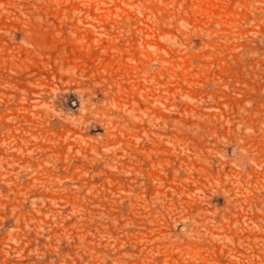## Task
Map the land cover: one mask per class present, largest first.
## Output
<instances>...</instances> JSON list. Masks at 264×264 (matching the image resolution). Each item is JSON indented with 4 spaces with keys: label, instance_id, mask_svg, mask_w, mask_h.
<instances>
[{
    "label": "rangeland",
    "instance_id": "1",
    "mask_svg": "<svg viewBox=\"0 0 264 264\" xmlns=\"http://www.w3.org/2000/svg\"><path fill=\"white\" fill-rule=\"evenodd\" d=\"M0 264H264V0H0Z\"/></svg>",
    "mask_w": 264,
    "mask_h": 264
}]
</instances>
